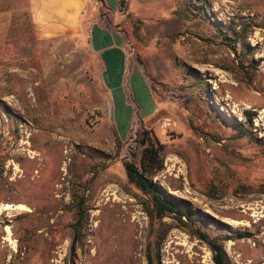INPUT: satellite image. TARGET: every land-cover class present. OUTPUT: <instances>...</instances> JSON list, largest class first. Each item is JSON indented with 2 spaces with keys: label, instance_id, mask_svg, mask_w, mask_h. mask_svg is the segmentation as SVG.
Returning a JSON list of instances; mask_svg holds the SVG:
<instances>
[{
  "label": "rangeland",
  "instance_id": "374dc122",
  "mask_svg": "<svg viewBox=\"0 0 264 264\" xmlns=\"http://www.w3.org/2000/svg\"><path fill=\"white\" fill-rule=\"evenodd\" d=\"M87 10L123 35L158 109L118 147L88 37L41 43L25 0H0V210L15 208L0 211V264H148L149 251L158 264H215L197 230L231 264H264V0ZM148 134L163 145L153 183L192 221L158 219L128 179Z\"/></svg>",
  "mask_w": 264,
  "mask_h": 264
},
{
  "label": "crops",
  "instance_id": "0c3cea01",
  "mask_svg": "<svg viewBox=\"0 0 264 264\" xmlns=\"http://www.w3.org/2000/svg\"><path fill=\"white\" fill-rule=\"evenodd\" d=\"M15 1V0H14ZM39 42L86 35L100 60L106 115L122 141L135 123L151 119L158 109L142 69L129 62L123 35L99 22L87 10L88 0H25ZM121 135H123L121 137Z\"/></svg>",
  "mask_w": 264,
  "mask_h": 264
},
{
  "label": "trees",
  "instance_id": "16d2710c",
  "mask_svg": "<svg viewBox=\"0 0 264 264\" xmlns=\"http://www.w3.org/2000/svg\"><path fill=\"white\" fill-rule=\"evenodd\" d=\"M119 1V10L124 8L125 0ZM145 136V134L143 135ZM117 141V146H121L120 138L115 134ZM143 147L139 165L130 162H124L125 172L127 174L130 182L136 185V187L145 195L151 198L153 211L158 219H163L166 216H175L179 220L182 218H187L192 221L193 216L188 210L184 207H180L170 201L165 194L161 192V189L153 183V180L163 171L164 169V158H163V145L159 142L157 137L153 135L152 137L147 135L141 141ZM78 219L74 228V239L71 247V260L74 261L77 257L76 251L77 247L75 246L77 237L79 235L78 227L81 225L84 212L79 211ZM198 239L205 242L212 254L213 261L215 264H231L227 253L224 249L223 243L217 239H211V237L202 232L201 230L196 231ZM148 264H158L150 254V251L147 254Z\"/></svg>",
  "mask_w": 264,
  "mask_h": 264
},
{
  "label": "bare ground",
  "instance_id": "6f19581e",
  "mask_svg": "<svg viewBox=\"0 0 264 264\" xmlns=\"http://www.w3.org/2000/svg\"><path fill=\"white\" fill-rule=\"evenodd\" d=\"M54 140V139H53ZM58 146V145H57ZM68 152V151H67ZM66 153V152H65ZM59 155H61L60 153H59ZM13 211V210H15V208L13 207V206H11V205H4V207H3V209H1L0 211L2 212V213H4V212H7V211ZM7 233H8V241H12L11 239H10V235H11V231L9 230V229H7V231H6Z\"/></svg>",
  "mask_w": 264,
  "mask_h": 264
}]
</instances>
